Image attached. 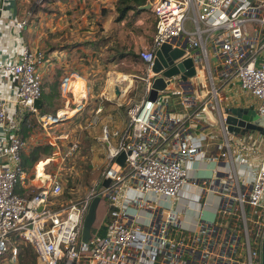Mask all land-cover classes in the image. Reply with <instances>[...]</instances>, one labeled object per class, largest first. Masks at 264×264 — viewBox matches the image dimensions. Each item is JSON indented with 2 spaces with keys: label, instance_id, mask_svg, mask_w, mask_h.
Returning a JSON list of instances; mask_svg holds the SVG:
<instances>
[{
  "label": "built area",
  "instance_id": "1",
  "mask_svg": "<svg viewBox=\"0 0 264 264\" xmlns=\"http://www.w3.org/2000/svg\"><path fill=\"white\" fill-rule=\"evenodd\" d=\"M152 8L156 31L139 53L145 75L135 77L144 82L142 97L126 102L129 121L113 133L117 144H111L109 128L103 127L107 165L99 181L77 199L59 198L58 173H45L46 181L32 185L22 156L26 141L18 129L32 114L49 129L81 111L83 103L39 115L46 53L24 44L18 60L0 58V71L18 83L11 122L10 101L0 91V264L10 250L9 260L17 263V240L31 244L37 264H263L264 152L252 180L234 170L220 92L237 80L258 100L257 112L264 116V0H154ZM28 22L26 16L18 25L23 29ZM165 43L186 54L154 72L157 50ZM185 57L193 59V76L163 75ZM161 76L167 86L150 99L152 83ZM61 90L70 92L69 77ZM176 107L183 109L179 116ZM212 122L220 125L224 139L207 129ZM212 146L216 153L209 158ZM77 147L74 143L68 154ZM122 153L123 165L117 162ZM201 159L229 170L217 169L211 178L192 175L189 164ZM38 171L37 166L39 179ZM105 179H110L107 186ZM97 196L107 202L106 230L101 234L102 225L96 227L85 244L84 219Z\"/></svg>",
  "mask_w": 264,
  "mask_h": 264
},
{
  "label": "crops",
  "instance_id": "2",
  "mask_svg": "<svg viewBox=\"0 0 264 264\" xmlns=\"http://www.w3.org/2000/svg\"><path fill=\"white\" fill-rule=\"evenodd\" d=\"M153 1L144 0L142 5H136L137 9L129 11L123 18L119 19L118 0H50V7L46 10L44 16L47 31H45L43 45L46 50L47 62L42 67L41 99L43 100V106L39 109V115L53 114L55 110L58 112L68 107L73 109L72 104L82 102L84 108L75 113L79 118V115L85 110L86 104L91 101L90 105L92 107L88 109L87 114H91L92 118L86 115L82 119L86 118L88 121L91 119L89 126L96 120L101 119V123L105 122L103 127L108 126L109 128L111 144H117L118 137L113 136V133L124 130L127 123L125 125L124 123L113 125L115 116L112 117L107 107L116 101L121 105L131 99V95L137 92L138 84L137 80L130 77L145 75L144 62L140 56L142 62L138 64V67H132L131 65L136 64L132 63L130 59L135 46L145 47L154 38L156 18L152 8ZM23 4V0H0V6H3L0 18V58L4 60H18L24 44L30 45L34 50L40 48L37 45V38L40 37L37 27L32 24L21 29L18 25V22L27 16L23 11ZM142 6H145V8H140ZM128 63L131 64L132 70L124 68ZM133 68L135 69L133 70ZM137 69L138 72H135ZM123 74L127 77L123 78ZM66 77L70 78L71 86V90L67 94L62 93L61 90V84ZM79 82L82 83L81 87H78ZM117 86L121 89L120 95L116 94ZM17 89L18 83L15 78L0 71V91L10 101L8 105L9 122L15 119L17 113V105L13 102ZM72 94L73 97H71ZM257 104L258 100L250 93L242 90L237 80L227 83L220 92L221 112L225 107L238 105H254L257 110ZM99 109L101 110L99 111ZM103 111L109 115L102 116ZM174 111H176V116H179L183 109L176 107ZM213 113L219 119L217 110ZM109 116L111 119H109ZM105 117L109 120L105 121ZM263 118L264 116H262ZM32 119L36 120V125L39 124L43 128L36 114H32ZM109 126H112V129ZM219 126L212 122L207 129L214 133L218 140H222L224 137ZM52 127L49 129L43 128L44 133L38 132L37 127H32V135L30 136V129L29 135L26 136V147L22 151V156L26 153L27 139H32L28 140L32 144V150L39 146L53 144L54 137L51 136L53 132H49ZM21 129L22 123L18 129L20 134L22 133ZM90 135L92 136L91 140L103 139V133H99L95 127L90 130ZM58 136L62 137L63 134H58L55 137ZM228 138L232 146L233 157L236 159L234 170L240 176H247L249 180H252L253 171L259 166L261 154L264 152V136L258 132L249 135L229 133ZM259 138L261 141L258 147L257 141H259ZM47 139L48 141H46ZM51 146L53 147V145ZM215 153V147H210L208 157L212 158ZM52 157L43 156V159L46 158V160L42 159L38 162L39 164L45 163L42 165V171L38 169L41 178L32 177V185L39 187L42 178L46 181L45 173L48 174V172H43V168L45 166L46 170V163H48L46 161ZM106 158L108 161V154ZM95 162L97 166L102 163L97 157ZM189 165L192 168L190 170L191 174L202 178L213 177L217 169H223L225 172L229 170V166L221 167L223 163L220 166L219 162L213 159H201L191 162ZM40 172H42V175H40ZM19 189L25 191L21 187ZM121 196H123V199L124 194H121ZM208 198L212 203L215 201L213 195H209ZM103 203L101 202L99 205V214ZM107 211L108 209L103 211L100 218L97 217L100 226L105 222L106 216L108 217ZM211 211L212 208L209 207L206 215H211ZM2 264L12 263L7 259L3 260Z\"/></svg>",
  "mask_w": 264,
  "mask_h": 264
},
{
  "label": "rangeland",
  "instance_id": "3",
  "mask_svg": "<svg viewBox=\"0 0 264 264\" xmlns=\"http://www.w3.org/2000/svg\"><path fill=\"white\" fill-rule=\"evenodd\" d=\"M49 1L50 0H23L24 3L23 11L25 15H27V19L29 21L28 25L30 26L33 24L35 25V27H37L38 33L40 35V37L37 38L38 40L37 45L40 46L39 50L43 52H46L43 43L45 38V31H47L45 28L44 16L46 10H48L50 7ZM141 50L142 47L141 48L136 46L134 47V49L132 50L134 56L132 55L130 60L132 63H135L136 65H131L130 63H128L124 68H128L132 70V67L134 66L138 67V64H141L142 61H140V58H137L139 57V53ZM134 69L135 68H133V70ZM135 72H138V69L135 70ZM123 75H124L123 78L127 77V75L125 74ZM130 78L133 80L136 79L135 77L132 76ZM137 84H138L137 92L131 95L134 100L139 99L143 94V84L139 80H137ZM81 85L82 83L79 82L78 87L79 86L81 87ZM71 97H73V94ZM90 102L91 101H89V103L86 104L85 110H83L82 114L79 115V118L77 114H74L70 118L63 121L59 126L54 125L55 127H52L49 130V132L51 133L53 132L52 133L53 135L51 136L54 137V142L51 145H53V147L55 148L52 154L55 160L50 164L46 165V171L52 174L58 173L62 181L64 197H68V198L72 197L73 199H77L83 196L94 186V184L97 181H99L100 176L107 165L106 155L108 154V145L106 141L104 139L91 140L92 136L90 135V130L93 127H95L96 130L102 134L103 125L105 124V122L101 123V119H98L96 120V122H93L91 126H89L88 124L91 121V119L89 121L86 120V118L82 119V117L86 115L92 118L91 114H87V111H89L88 109L92 107V105H90ZM72 105L73 107L76 106V104H72ZM126 107H127L126 102H123L120 105L118 101L113 103L111 106L107 107L112 117L113 115L115 116V120H114L115 123H112L113 125H120V123H124V125L127 123L128 125ZM115 111L116 113H114ZM101 115L107 116L109 114H105V112L103 111ZM109 119H111L110 116ZM109 119L106 118L105 121H108ZM109 127L112 129V126ZM35 128L38 132L44 133L43 131L44 129L41 128L39 124L36 125ZM30 129H31V134H30L31 136L32 127ZM58 134H63V136L55 137ZM30 139H27V148L25 150V152L27 153L30 152V150L32 149V144L28 142V140ZM46 141H48V139ZM260 141L261 140L259 138V141H257L258 147L260 146ZM74 143H77L78 147L73 151L72 154H68V152L71 151L72 147L74 146ZM96 157L102 161L100 166H97V163L95 162ZM43 160H46V158H44ZM44 163H40V164L36 163L35 167L32 170L33 172H31L30 175L31 178L35 176L36 166L39 164L38 169L42 171V165ZM103 204L107 205V202H104ZM103 208L104 207L102 205L101 209ZM101 213H103V210H100L99 218ZM208 217L211 216L209 215ZM94 226L96 227L100 226V222L98 221V218ZM20 259L21 258L19 252L18 261L16 264H27L25 262H22V260ZM3 260H5V257Z\"/></svg>",
  "mask_w": 264,
  "mask_h": 264
},
{
  "label": "water",
  "instance_id": "4",
  "mask_svg": "<svg viewBox=\"0 0 264 264\" xmlns=\"http://www.w3.org/2000/svg\"><path fill=\"white\" fill-rule=\"evenodd\" d=\"M150 5V4H149ZM140 8H145L142 6ZM186 54L184 49H173L171 50V45L165 43L157 50L155 63L153 66L154 72H160L164 67H167L169 64H172L173 61L177 58H180ZM183 72L182 78L186 79L188 76H193L195 74V68L193 67L192 57H185L184 61L181 62L178 66H173L166 71L163 75L171 77L172 75L179 74ZM167 86V82L164 77H157L152 83V89L149 94L150 99H156L158 90H164ZM127 92V91H126ZM121 89L119 86L116 87V94L120 95ZM43 106V100L38 99L36 101V107L41 109ZM224 118V124L227 127L229 133H234L236 135H249L255 132L264 136V121L262 116H260L255 109L254 105L250 106H232L225 107L222 111ZM126 154L122 153L118 156L117 162L124 164ZM110 182V179H105L104 185L107 186ZM102 202L101 197H95L89 207L88 213L85 216L81 240L83 243H89V240L92 237L93 227L97 221L98 217V208ZM262 262L264 264V239H263V250H262Z\"/></svg>",
  "mask_w": 264,
  "mask_h": 264
},
{
  "label": "trees",
  "instance_id": "5",
  "mask_svg": "<svg viewBox=\"0 0 264 264\" xmlns=\"http://www.w3.org/2000/svg\"><path fill=\"white\" fill-rule=\"evenodd\" d=\"M144 0H118V11H119V19L123 18L129 11L135 10L136 5H142ZM134 56V54L132 53ZM139 58V57H137ZM57 111H53V114H56ZM36 126V120L32 119L31 115L26 116L24 121L22 122V129H21V134L24 140L26 139V136L29 133V130L31 127ZM54 148L52 146L45 145V146H39L35 149H31L30 152H26L23 154V162H24V167L29 171L30 173L32 172L33 168L35 167L36 163L40 162V160L43 159V156L45 157H52ZM64 193L61 195V199H73L72 197H64ZM103 211L107 209V205L103 204ZM102 214V213H101ZM99 216V213H98ZM106 221H108V217L106 216L105 222L102 224L100 228V233L104 234L106 230ZM96 230V226L93 229V232ZM17 247H18V256L20 252V260L22 262H25L27 264H36V256L33 251V248L31 244L17 240ZM11 256V250L8 252V255H6L5 260H9ZM25 258V259H24ZM18 261V259H17Z\"/></svg>",
  "mask_w": 264,
  "mask_h": 264
},
{
  "label": "bare ground",
  "instance_id": "6",
  "mask_svg": "<svg viewBox=\"0 0 264 264\" xmlns=\"http://www.w3.org/2000/svg\"><path fill=\"white\" fill-rule=\"evenodd\" d=\"M120 77V76H119ZM41 171V170H40ZM40 175H42V172H40Z\"/></svg>",
  "mask_w": 264,
  "mask_h": 264
}]
</instances>
